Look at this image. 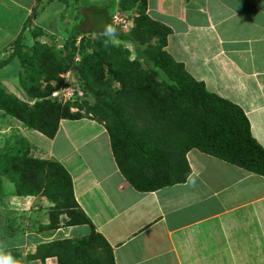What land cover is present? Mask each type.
Returning a JSON list of instances; mask_svg holds the SVG:
<instances>
[{
	"label": "trees",
	"instance_id": "obj_1",
	"mask_svg": "<svg viewBox=\"0 0 264 264\" xmlns=\"http://www.w3.org/2000/svg\"><path fill=\"white\" fill-rule=\"evenodd\" d=\"M116 5L120 11L136 12L130 31L123 33L106 9L97 7L94 11L103 14L104 25L99 29L82 26V30L76 25L64 42L63 58L37 41L43 26L30 30L32 21L26 18L0 68L14 63L17 90L35 101L28 106L17 93H5L0 87V116L14 118L50 139L61 119L102 124L120 172L141 193L185 182L190 174L185 157L191 149L264 177V150L253 138L242 109L206 90L167 54L170 30L147 16L146 0H117ZM105 25L116 29L118 45L106 44ZM28 36L33 46L27 48ZM123 43L133 46V59ZM68 70L77 78L82 100L57 102L51 95L67 88L59 75ZM3 82L7 81L0 78ZM29 152L28 141L17 135L0 151V206L6 196L4 177L13 184L15 196L40 193L52 205L47 223L33 222L29 227L19 226L12 211L0 209L6 251L21 264H45L48 258H55L57 264H115L112 248L76 203L67 171ZM61 225L88 226L90 232L50 241ZM33 226H38L37 232ZM22 245L33 247L34 252L23 253Z\"/></svg>",
	"mask_w": 264,
	"mask_h": 264
},
{
	"label": "crops",
	"instance_id": "obj_2",
	"mask_svg": "<svg viewBox=\"0 0 264 264\" xmlns=\"http://www.w3.org/2000/svg\"><path fill=\"white\" fill-rule=\"evenodd\" d=\"M35 1L0 0V14H25ZM146 1L147 16L170 30L167 54L206 90L211 85L209 92L241 108L264 150V0ZM7 25H0V53L18 30L12 36ZM31 132L36 141L23 137L30 151L67 171L76 203L112 248L115 264H264L263 176L191 149L185 182L141 193L120 172L102 124L61 120L53 139ZM43 139L46 149L35 144Z\"/></svg>",
	"mask_w": 264,
	"mask_h": 264
},
{
	"label": "rangeland",
	"instance_id": "obj_3",
	"mask_svg": "<svg viewBox=\"0 0 264 264\" xmlns=\"http://www.w3.org/2000/svg\"><path fill=\"white\" fill-rule=\"evenodd\" d=\"M25 5H29L31 3V0H19ZM117 0H36L35 1V10L34 12L36 15H34L31 11H24L22 10H14L12 11L11 17L3 16L0 14V25H8L5 27L7 30V33L14 36L17 27V34L22 28L23 23L25 22V19L29 17L32 22H30V25L27 27L30 30L34 28L35 25L43 26L44 33L42 36L37 38V41L40 44H44L48 46L55 57L57 58H63L65 55V51L63 49L64 42L68 38L70 34L73 33V30L76 25L80 27L82 30V26L86 29H99L104 25V18L103 14H97L95 13V8H100L102 10H105L107 14L111 15L114 10L117 8L116 5ZM19 8V7H18ZM21 8V7H20ZM125 16L127 17L128 21L126 23V29H124L123 33H128L130 29L134 26L132 19L137 15L134 10H130L128 12L122 11ZM19 14V17L17 15ZM30 15V16H28ZM19 18V22L16 19ZM25 18V19H24ZM77 27V29H78ZM15 31L13 33V30ZM27 31V30H26ZM29 39H31V44H28V47L33 46V40L30 36H28ZM28 39V38H27ZM28 39V40H29ZM27 40V41H28ZM26 42V41H25ZM114 45H118L119 41L117 40L112 41ZM122 47L127 49L130 54V58H134V51L133 46L128 44H122ZM8 49H10L8 51ZM32 49V48H31ZM12 48L7 47L1 50L0 53V61L4 58H6ZM25 50H27L25 48ZM6 51V53H5ZM31 54V53H30ZM32 58V57H31ZM76 61H79L80 55L76 54ZM14 63H11L6 68L0 70V78H4L7 82L1 83L0 87L3 89L2 91L5 93H17L19 99L23 101L24 103H27L28 106L32 105L35 101V99L29 98L24 94V91H21V89L17 90V74L15 72V67L13 66ZM187 70H191L192 67H187ZM74 72L71 70H68L66 72H61L59 77L61 78L63 85H66L67 88H62L64 91L62 93H56L59 97L53 98L58 102V99L61 100H69L71 102H76V100L80 101L82 100V90L78 86L77 78L73 75ZM15 81V85L13 82ZM73 85V86H71ZM211 85H207L208 90H212ZM16 89V90H15ZM81 90V91H80ZM73 91V92H72ZM214 92V91H213ZM73 93V94H72ZM62 100V101H63ZM90 103L91 100L87 99ZM72 111H76L75 108H71ZM82 113V112H81ZM24 136H21V134ZM255 133H257L255 131ZM19 134V135H18ZM19 137H28L30 141H36L37 139L34 138L35 133L31 132V130H26L25 127H23L18 120L11 118L9 116H0V151L4 150L6 147L7 141H12L14 136ZM4 136V137H3ZM25 138V140H26ZM43 141V142H41ZM41 141H38V143L35 142L37 146L40 147V149L45 148L49 145V141H46V139H43ZM5 144V145H4ZM37 153L38 155H35ZM29 155L31 157H39V155L43 157H47L45 154L37 151H30ZM42 158V157H41ZM40 158V159H41ZM57 162V161H55ZM58 163V162H57ZM4 187L6 190V196L4 202L1 203L0 209L2 212L4 211H12L13 217H15L16 223L23 227L27 226L29 227L33 222H41V223H47V213L49 210L50 205H52L49 200H47L45 197H42L41 194H37L34 196H27V197H20V196H14V186L12 183H10L7 178L4 177ZM13 196V197H12ZM3 217L0 218V241L3 239ZM38 226L31 227L33 232H37ZM82 227H75L71 229H66L65 226H60V229L58 231H55L51 233L49 236L50 241L62 239V238H69V237H80L82 233ZM85 232L89 233V227L85 228ZM48 239V240H49ZM18 241V240H17ZM16 242V241H15ZM16 244V243H15ZM17 245V244H16ZM23 246V245H22ZM18 247H20L18 245ZM23 252H34V248H23ZM29 250V251H28Z\"/></svg>",
	"mask_w": 264,
	"mask_h": 264
},
{
	"label": "clouds",
	"instance_id": "obj_4",
	"mask_svg": "<svg viewBox=\"0 0 264 264\" xmlns=\"http://www.w3.org/2000/svg\"><path fill=\"white\" fill-rule=\"evenodd\" d=\"M115 13H119V14H122L123 16H125V14L122 12V11H120L118 8H116L115 10H114V12L111 14V22H112V16L115 14ZM126 17V16H125ZM126 19H127V17H126ZM127 21H128V19H127ZM113 23V22H112ZM122 29H123V31H124V29H126V26L125 27H122ZM102 35L104 36V37H106V44L107 43H109V42H112V41H115L116 40V29L112 26V25H105L104 26V31H103V33H102ZM15 39V38H14ZM14 42V41H13ZM118 42V41H117ZM13 44V43H12ZM12 44L11 45H9L8 47H10V48H12ZM5 50V49H4ZM10 49H8V51H9ZM12 51V50H11ZM5 53H6V51H5ZM5 59V58H4ZM4 59H2L1 61H3ZM4 68H6V67H2V68H0V70L1 69H4ZM71 86H73V85H71ZM62 91H64L62 88H61V90L60 91H56V92H54L51 96L52 97H56V96H58V95H56V93H62ZM73 92V91H72ZM73 94V93H72ZM58 101H60V99H58ZM61 120H68V119H61ZM60 120V121H61ZM59 121V122H60ZM59 125V124H58ZM29 130V129H28ZM32 131H35V130H32ZM57 131H58V129H57ZM57 131H56V133H57ZM107 131V130H106ZM35 132H37V133H39L38 131H35ZM41 134V133H40ZM42 135V134H41ZM44 136V135H43ZM55 136V135H54ZM44 137H46V136H44ZM47 138V137H46ZM54 138V137H53ZM52 138V139H53ZM48 139H50V138H48ZM27 141V140H26ZM256 141V140H255ZM257 142V141H256ZM258 143V142H257ZM111 144V143H110ZM52 161H54V160H52ZM254 174V173H253ZM257 175V174H256ZM15 196V195H14ZM29 196H33V195H29ZM13 197V196H12ZM16 197V196H15ZM20 197H22V196H20ZM24 197H27V196H23L22 198H24ZM76 226H74V227H65L66 229H71V228H75ZM60 229V228H59ZM58 229V230H59ZM57 230V231H58ZM53 233V232H52ZM56 233V232H55ZM69 238H71V237H69ZM6 248H7V246L5 245V244H3V243H0V264H21V262L19 261V260H17L16 258H14L12 255H11V253L10 252H8V251H6ZM45 262H46V260H45Z\"/></svg>",
	"mask_w": 264,
	"mask_h": 264
},
{
	"label": "built area",
	"instance_id": "obj_5",
	"mask_svg": "<svg viewBox=\"0 0 264 264\" xmlns=\"http://www.w3.org/2000/svg\"><path fill=\"white\" fill-rule=\"evenodd\" d=\"M112 22L114 25L119 26V27H125L126 23H127V19L125 16H123L122 14L119 13H115L112 16Z\"/></svg>",
	"mask_w": 264,
	"mask_h": 264
}]
</instances>
